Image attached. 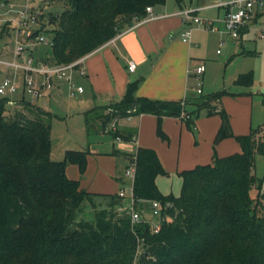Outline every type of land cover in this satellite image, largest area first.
Segmentation results:
<instances>
[{
	"label": "trees",
	"instance_id": "trees-1",
	"mask_svg": "<svg viewBox=\"0 0 264 264\" xmlns=\"http://www.w3.org/2000/svg\"><path fill=\"white\" fill-rule=\"evenodd\" d=\"M59 1L64 9L42 15L38 32L53 35L51 59L69 63L144 18L147 6L167 0ZM0 28L2 45L9 31L7 26ZM247 32L243 28L242 36ZM143 79L129 81L120 99L86 110L87 133L134 140L138 128L119 127L118 119L151 113L157 116L158 135L166 139L162 128L166 116L189 113L190 118L183 120L193 131L201 109L221 117L212 161L180 172L183 185L178 196L159 189L156 177L168 171L154 148L112 151L127 156V168L134 165L136 209L143 211L145 201L162 204L160 229L154 231L143 216L133 222L127 209H119L126 199L119 192H91L67 175L69 163L85 172L90 151L68 149L63 159L52 158V112L26 100L21 103L34 116L20 111L7 117L9 98L0 96V264H264L263 178L255 172L256 156L264 155V124L235 133L230 114L220 105L227 90L180 99L152 98L137 92ZM235 83L252 85L253 71L239 73ZM230 137L242 150L218 155L216 145ZM118 180L124 184V175ZM85 205L94 209L93 219L80 216Z\"/></svg>",
	"mask_w": 264,
	"mask_h": 264
},
{
	"label": "rangeland",
	"instance_id": "rangeland-1",
	"mask_svg": "<svg viewBox=\"0 0 264 264\" xmlns=\"http://www.w3.org/2000/svg\"><path fill=\"white\" fill-rule=\"evenodd\" d=\"M213 1L216 0H184V3L186 6H196L211 4ZM175 2V0H168V8L176 9ZM184 3L183 5H185ZM48 5L49 7L43 8V15L45 16H48V12L59 14L65 7L64 3L59 0H50ZM213 6L214 5L201 10L198 15L202 18H212L214 20V25L215 27H218V30L212 31L205 26L198 27L197 24H194L189 41L184 42L182 40V32L188 27L184 28L181 21L182 26L180 25L179 27L178 25V28H176L175 31L173 30L174 38L171 40L173 42L170 46L171 49L168 50V47H163L157 52L156 56H153L152 58V63L157 62V67L160 69H157V71L152 70V64L150 63L147 67V71L152 70V72H154V81L158 85L162 86L164 84V87H166L172 76L173 79L176 77L177 79L181 78L179 72L183 68V85L187 90L186 92L189 94L200 95L201 93L199 94L194 88L197 81L193 72L197 64L204 61L206 64V70L202 77V94L205 95L219 90H227L229 93L222 96L220 105L228 111L230 118L233 117L235 121L239 120L241 124L239 126L240 129H243L244 124H246L248 131L241 133H248L251 128H256L264 124V36H259L258 31L256 30V27L264 25V8L260 11L261 14L257 17L258 20L252 29L245 33L241 40V38L233 37L226 29L223 20V9ZM177 17L175 18V22H177ZM178 20H181L180 17ZM45 34L51 38L53 36L52 33L49 32H45ZM171 34L172 33L170 32L168 37H170ZM1 42L3 46L4 43H8V47L9 44H11L12 47L14 41H12L10 35L6 33L1 39ZM113 47L114 46H110L109 49H112ZM218 48L221 49L220 53L217 52ZM114 52L118 58V62L123 65L124 55L116 51L115 48ZM35 54L40 56H50L52 54L51 45L40 44ZM98 54H103V50ZM174 57L177 59V63L175 59L173 73L172 70L169 71L167 67L170 66ZM189 57L190 61H188ZM250 70H252L254 74V83L252 85L244 86L235 83V79L239 73ZM75 81L77 84L84 87V93L81 95H71L67 83L63 82L60 91L53 90L49 96H41L35 98L34 101L29 100V97L21 98L16 95L17 97H14L15 102L8 103L9 105L7 106L5 114L7 117H12L16 112L23 111L30 116H34L35 112L30 107H26L21 103L27 99L32 104L42 105L48 108L49 111L54 114L51 122L52 158L55 160H61L64 158V154H62L64 149H88L89 151H108L109 149H112L110 151H113V145L115 148L122 149L119 147L120 142L133 144V140H118L111 134L105 132L94 134L87 133L84 112L96 105H102L111 101L110 94H108L107 91H103V89L108 88L109 80L107 79L104 81L100 78L98 83L99 89L91 84V80L87 76L79 74L75 77ZM190 107L192 109L196 108L192 105H190ZM211 115H218L220 117L218 113ZM211 115H208L207 110L203 108L195 114V119ZM125 118L127 117L118 119L117 124L119 127H121L120 124ZM242 118H245L243 124ZM180 119L182 118L180 117ZM188 129L192 131V133H196L191 128ZM118 169L122 172L124 166L119 164ZM255 172L259 177L263 178L261 200L264 205L263 154H258L256 156ZM252 194L256 196V189L252 190ZM124 201L125 207L128 203V199L126 198ZM150 207L146 206L145 209L140 212L143 218L148 220L153 226L155 223H160V219L152 215ZM122 208L123 207H119L120 210ZM80 216L87 219H93L94 209L90 205H85ZM142 250L143 247L140 245L138 250L139 253Z\"/></svg>",
	"mask_w": 264,
	"mask_h": 264
},
{
	"label": "crops",
	"instance_id": "crops-1",
	"mask_svg": "<svg viewBox=\"0 0 264 264\" xmlns=\"http://www.w3.org/2000/svg\"><path fill=\"white\" fill-rule=\"evenodd\" d=\"M167 1L164 4L152 6V17L145 20H137L132 26L126 28L116 37L85 55L82 63L85 69V75L82 76H87L91 80V84L97 89H99L98 83L100 78L104 81L108 79V88L103 89V91H107L110 94L111 100L120 99L125 93L128 82L140 76H144V79L137 91L139 95L162 99H180L194 95L187 93L183 85V68L179 72L181 76L179 78L180 80L177 77L173 79L172 76L166 87H164V84L162 86L158 85L153 79L154 72L152 70L157 71L160 68L157 67V62L152 63V58L163 47H168V50L171 49L170 46L173 43L171 40L174 38L173 30L175 31L178 25L180 27L181 21L184 28L188 27L189 24L183 21V16L180 13L182 9L197 8V14H199L201 10L211 7L215 1L211 4L186 6L184 0L181 4L175 0L176 9H169ZM218 8L224 11V8ZM260 14L261 12H259L258 16ZM177 16L181 20H178L179 17ZM176 17L178 18L176 19L177 22H175ZM170 32L172 34L168 37ZM243 37L244 35L241 37V40ZM110 46L114 47L109 49ZM114 48L124 55L123 65L118 62ZM101 50H103V54H98ZM175 59L174 57L170 66L167 67L173 73ZM130 60L137 62V68L134 71L128 69V62ZM188 61H190V57ZM150 63L152 64V70L147 71ZM79 74V72H76L75 77ZM61 88L62 85L53 90L60 91ZM82 93L77 95H81ZM42 107L49 110L45 106ZM188 108L192 109L190 105ZM242 119L243 124L245 118ZM157 121V116L151 113H143L138 116H129L123 119L120 124L121 127H137L138 133L133 140V144L120 142L119 147L122 149L115 148L113 145V150L118 149L126 153H135L139 146L154 148L165 169L168 171L167 175H158L156 177V183L164 194L173 193L178 196L181 193L183 185L180 172L184 169L192 168L197 164L212 161L214 137L221 124V118L218 115H211L196 119V133H192L180 117L166 116L162 122L163 131L168 136L166 139H163L157 134ZM231 123L234 132L237 134L248 131L246 124H244L243 129H240L239 126L241 124L239 120L235 121L233 117H231ZM66 150L68 149H64L62 154L65 155ZM110 150L112 149L108 151H90L87 155V167L83 174L80 173L78 164L69 163L66 167L67 175L70 178L79 179L80 187L91 192L116 193L119 192L123 185L126 189L131 188L133 186V175H125L128 164L127 156L125 154H112ZM241 150V145L233 137L225 138L216 145V152L220 156ZM119 164L124 166L122 172L118 169ZM123 175L124 184L118 180V177ZM145 202L150 207V202Z\"/></svg>",
	"mask_w": 264,
	"mask_h": 264
},
{
	"label": "built area",
	"instance_id": "built-area-1",
	"mask_svg": "<svg viewBox=\"0 0 264 264\" xmlns=\"http://www.w3.org/2000/svg\"><path fill=\"white\" fill-rule=\"evenodd\" d=\"M49 2L50 0H0V26H7L10 38L14 41L12 47L11 44L8 47V43L0 45V96L8 97L9 103L15 102L16 95L21 98L29 97L28 99L32 101L41 96H48L63 82L67 83L71 95L84 92V87L75 81V74L79 72L85 75L82 66L85 56L69 63H57L49 55L35 54L40 44L52 43L51 37L38 32L42 26L43 8L49 7ZM213 5L224 8L223 20L226 29L233 37L241 38V30L247 28L250 31L257 22V16L264 8V0H216ZM146 10L147 15L139 20L153 16L152 6H147ZM197 11V8H185L180 11L183 21L189 24L182 34L184 41L189 40L194 24L198 27L205 26L212 31L218 30L213 19L202 18ZM256 30L259 36H264V25L256 27ZM217 52L220 53L221 49L218 48ZM136 68L137 62L130 60L128 69L134 71ZM205 70L206 65L202 61L193 72L197 81L194 88L198 93L203 92L202 77ZM180 117L187 119L190 118V114L183 112ZM115 126V122L112 123V127ZM125 175H134L133 164L125 170ZM119 194L128 199L127 205L123 208L130 212L132 221L141 220L142 214L134 205L133 186L129 189L122 187ZM150 206L152 215L160 219L162 215L160 201L153 200ZM152 228L158 231L160 223H155Z\"/></svg>",
	"mask_w": 264,
	"mask_h": 264
}]
</instances>
